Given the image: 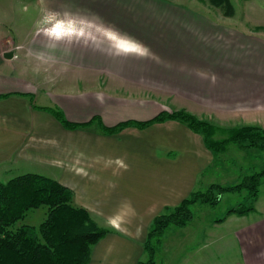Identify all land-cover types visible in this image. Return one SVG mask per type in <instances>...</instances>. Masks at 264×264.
<instances>
[{
    "label": "crops",
    "instance_id": "obj_1",
    "mask_svg": "<svg viewBox=\"0 0 264 264\" xmlns=\"http://www.w3.org/2000/svg\"><path fill=\"white\" fill-rule=\"evenodd\" d=\"M41 1L44 3L36 5L37 15L32 30L24 36L25 42L20 47L48 51V41L35 35V26L42 18L43 8L71 14L69 18L77 23L83 22L84 44L87 46L60 44L50 53L53 61L48 64L54 65H49L50 69L41 65L40 71L57 66L55 70L60 72H84L87 74L85 83L91 85H86L89 89L84 92L76 90L54 94L50 92L52 90L47 92L43 85L0 75L1 183L17 176L37 174L24 171L31 167L39 168L47 160L56 168H63L64 171L55 179L71 189L75 205L88 210L92 216L106 219L116 214H104L106 195L103 193L107 188H113L117 180L122 183L134 178L137 183L143 182L142 173L149 175V181L160 192H181L174 200L179 205L194 191L201 168L206 166L201 158L205 154L196 147L200 140L208 151L201 136L174 121L153 125L147 132L150 131L155 139L163 137L167 146L169 143L186 145V156L179 160L155 158L149 162L139 161L140 168L131 163L126 164L127 170H124L99 164V155L90 158V150L95 145L97 148L100 146L99 140L103 142L99 150L104 151L110 146L124 147L123 143H117L116 137H102L103 130L100 129L116 127L130 120H152L164 111L171 112L162 106L166 103L180 105V110L201 120L208 119L209 114L210 117L221 118V113L226 111L230 117L239 116L244 121L242 126L264 128L263 36L165 0ZM234 17L222 18L229 20ZM259 28L264 29V26ZM112 34L138 41L148 49L147 56L117 54L118 40H113ZM34 61L37 66L38 62ZM99 82L106 89L109 85L103 93L92 87ZM121 88L124 91H119ZM141 88H148L155 99H143ZM98 95L103 96L102 103L96 99ZM41 96L49 105L38 104ZM49 108L61 111L69 123L88 127L68 130L46 110ZM128 108H132L131 111L127 112ZM248 114L250 120H244ZM256 115L261 119H253ZM168 125L173 127L167 128ZM92 127L99 129L92 131ZM168 129L173 131L168 134ZM162 131L164 133H160ZM123 132L140 131L128 128ZM45 143L67 146L47 153ZM142 167L149 168L148 172H143ZM78 169L83 171L78 172ZM21 170L23 172L19 174ZM259 204L258 198L255 211L250 214L231 215L223 222H215V226L230 227L232 247L238 252V257L230 264H264V205ZM97 209L103 215L98 214ZM104 226L112 232L105 237L107 241L99 242L93 249L90 264H97L96 254L105 253V249L114 243L125 247V243L117 242V235L110 237L119 231L107 223ZM110 250L108 248L105 258L109 257Z\"/></svg>",
    "mask_w": 264,
    "mask_h": 264
},
{
    "label": "rangeland",
    "instance_id": "obj_2",
    "mask_svg": "<svg viewBox=\"0 0 264 264\" xmlns=\"http://www.w3.org/2000/svg\"><path fill=\"white\" fill-rule=\"evenodd\" d=\"M165 1L184 8L187 7L219 21H225L224 23L238 28H247L249 31L264 37V29H258L259 26H264V0H231L235 8V17L229 20L225 19L226 17L222 18L224 17L222 12L219 9L211 7L207 0ZM37 3L43 4L44 2L41 0H38V2L37 0H0V75L15 78L20 82H30L38 86L43 85L47 92L48 90H52L50 92L54 94L75 92L76 90L86 91V89H89L86 86L88 84L85 83L87 78L86 73L77 71L60 72L55 70L57 66H53L51 70L34 71L36 63L33 58L26 55L28 51L26 48L28 46L20 47L25 42L24 36L32 30L37 15ZM25 7L27 8L26 12L22 11ZM9 53L13 54V57L6 59L5 55ZM49 65L54 64H47L45 68L50 69ZM144 80L150 82L148 79ZM92 87L103 93L108 89L109 85L106 89V86H102L99 82ZM115 87L116 85L113 86V88ZM119 91L122 92L124 90L121 88ZM149 91L147 88L143 90L142 94L140 93L143 99H155ZM43 98L44 96L40 97L38 104L49 105L48 101L45 102ZM162 106H164V109L173 111L178 110L180 105L166 103ZM131 109L128 108L127 112L131 111ZM210 112L212 110H209ZM221 115V118L218 116L220 119L215 116L210 117V114L207 115L208 119H203L215 127L213 140L217 142L230 138L231 129L244 125V121L239 116L230 117L231 114L226 113V111L221 113ZM248 115L249 117L247 116L244 120H250L251 116L250 114ZM253 119H261V117H257L256 115ZM166 127L170 128L173 126L168 125ZM151 128L152 126L144 129L135 128L140 132H128L127 134H124L125 132L123 131L116 134H108L103 133L102 129H100L102 137H116L117 143L120 145L123 143L124 147L116 148L115 146H110L106 147L104 151L99 150L98 148H101L103 143L99 140L98 144L100 146L97 148L95 145L90 150L89 156L90 158H94L99 155V164L104 163L108 168L115 169L119 168L114 163L118 155L125 164L130 165L133 163L135 168H140L138 166L139 161L149 162L155 158H176L175 160H179V158L185 155L186 150H188L186 145L173 146L169 143V146H167L163 137L155 139L150 131L147 132ZM97 129L99 128L92 127V131H96ZM166 131L170 134L173 129ZM174 131H176V134L181 135L177 130ZM160 133H164V131ZM181 136L183 137V134ZM184 136L186 137L185 134ZM45 146L47 153L50 151L54 153L58 151V148H64L67 145L56 144L55 146H51L50 143H45ZM196 147L205 154L204 158L203 156L201 158L205 161L206 166L201 168V173L197 178L193 192L204 191L211 184L222 186L236 185L245 176L259 172L264 168V152L260 150L243 151L234 144H231L225 153L217 155L215 159L204 149L200 140H198ZM120 151L124 152L120 153ZM55 166L52 162L46 160L43 164H40L39 168L31 167L28 169L29 171L24 172L41 173V175L59 182L55 178L64 170ZM141 170L148 172L149 168L142 167ZM14 172L16 173L17 171ZM22 172L23 170L18 171L19 174ZM15 173L14 176H16ZM141 176L143 182L137 183L134 178L128 181L125 180L122 183H119L117 180L113 188H105L106 191L103 193L106 195L103 207L104 214L118 213L122 210L123 205L130 204L134 210V215L130 217L131 223L128 225V232H113L112 236H110L114 237L117 235V242L125 243V247L123 248V245H119V243H112V246H108L111 249L109 257L105 258L108 255V248L105 249L107 250L105 253L96 254L95 259L97 264H137L138 261H148V253L144 252V247L154 218L168 214L178 206V204L174 203V200L177 199L181 192H176V194L173 192H160L156 190L152 181H149L148 174L142 173ZM245 197V192L228 193L220 198V202L216 207L212 208L209 205L202 204L194 205L192 207L193 219L186 228L171 226L166 230L163 237L160 238L161 242L153 244L156 250L155 260L157 264H230L234 261L238 257V252L232 247L230 227L221 228L215 226V221L226 217V213L230 208L245 202ZM259 202V206L264 205V180L260 187ZM97 210V212H100L99 209ZM46 214L47 210L45 207L33 210L29 212L26 219L20 222L19 225L28 224L38 227L45 220ZM92 217L94 220L97 219L96 221L100 226L105 227L106 219L104 217H95L94 215ZM107 240L108 238L106 240L104 238L102 243Z\"/></svg>",
    "mask_w": 264,
    "mask_h": 264
},
{
    "label": "trees",
    "instance_id": "obj_3",
    "mask_svg": "<svg viewBox=\"0 0 264 264\" xmlns=\"http://www.w3.org/2000/svg\"><path fill=\"white\" fill-rule=\"evenodd\" d=\"M207 1L223 16H235L231 0ZM46 110L68 130L86 126L69 123L58 109ZM168 121L178 122L201 136L215 159L225 153L231 144L243 151L256 149L264 152V128L257 125L237 127L230 130V138L217 142L213 140L215 127L185 110L164 111L149 121L130 120L116 127H102V130L103 133L116 134L128 128L144 129ZM263 180L264 168L245 176L236 185L211 184L204 191L192 192L168 214L154 218L144 247L149 260L138 261L137 264H157L153 244L160 243V238L171 226L186 228L193 219L192 207L196 204L213 208L225 194L245 192V202L230 208L226 217L215 222H223L231 215L244 216L255 211ZM42 207L46 208L47 214L38 227L19 225L29 212ZM110 233L111 229L100 226L88 210L75 205L71 189L53 179L39 174H25L7 183L0 182V264H90L93 249Z\"/></svg>",
    "mask_w": 264,
    "mask_h": 264
},
{
    "label": "clouds",
    "instance_id": "obj_4",
    "mask_svg": "<svg viewBox=\"0 0 264 264\" xmlns=\"http://www.w3.org/2000/svg\"><path fill=\"white\" fill-rule=\"evenodd\" d=\"M22 11L26 12L27 8H23ZM42 13V18L37 21L35 26V35L37 37L42 36L48 41L46 45L48 51H34L29 49L26 53L28 57H32L38 62L37 66L33 69L37 72L40 71L41 65H47L50 61H53V56L50 53L54 52L60 44L67 43L69 45L87 46L84 44L85 28L81 26L83 22L77 23L74 19L69 18L71 15L69 13H59L47 8H43ZM112 39L118 40L116 44L117 54H136L141 57L147 56L148 54V49L131 37L118 38L117 34H112ZM96 99L101 103L103 102L102 95H98ZM114 163L119 168L127 170V165L122 159L117 158ZM77 171L80 172L83 170L78 169ZM85 175H87V173H85ZM98 214L103 215L102 212ZM132 215H134V210L131 208V205L125 204L122 206L120 212L108 216L106 218V223L117 231L128 232V225L131 223L130 217Z\"/></svg>",
    "mask_w": 264,
    "mask_h": 264
},
{
    "label": "water",
    "instance_id": "obj_5",
    "mask_svg": "<svg viewBox=\"0 0 264 264\" xmlns=\"http://www.w3.org/2000/svg\"><path fill=\"white\" fill-rule=\"evenodd\" d=\"M12 57H13V54H11V53L5 55L6 59H11Z\"/></svg>",
    "mask_w": 264,
    "mask_h": 264
},
{
    "label": "snow or ice",
    "instance_id": "obj_6",
    "mask_svg": "<svg viewBox=\"0 0 264 264\" xmlns=\"http://www.w3.org/2000/svg\"><path fill=\"white\" fill-rule=\"evenodd\" d=\"M113 38H115V37H113Z\"/></svg>",
    "mask_w": 264,
    "mask_h": 264
}]
</instances>
